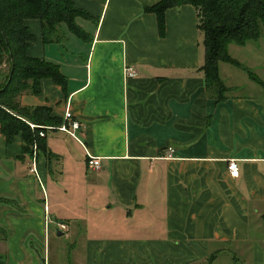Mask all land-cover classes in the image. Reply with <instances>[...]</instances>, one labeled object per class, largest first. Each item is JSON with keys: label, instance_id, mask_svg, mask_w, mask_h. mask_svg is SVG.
<instances>
[{"label": "crops", "instance_id": "crops-1", "mask_svg": "<svg viewBox=\"0 0 264 264\" xmlns=\"http://www.w3.org/2000/svg\"><path fill=\"white\" fill-rule=\"evenodd\" d=\"M71 1L76 31L61 24L58 41L24 21L25 54L63 85L41 78L18 102L46 107L51 127L69 112L76 138L44 129L38 182L19 133H0V264H264V85L219 61L214 99L191 5L166 8L159 28L144 10L159 0ZM227 51L264 84L261 39Z\"/></svg>", "mask_w": 264, "mask_h": 264}, {"label": "trees", "instance_id": "trees-1", "mask_svg": "<svg viewBox=\"0 0 264 264\" xmlns=\"http://www.w3.org/2000/svg\"><path fill=\"white\" fill-rule=\"evenodd\" d=\"M182 4L196 9L203 49V62L198 69L202 71L205 89L216 101L224 99L227 90L218 75L219 61L236 66L246 72L250 80L264 85L227 51L229 44L242 46L259 39L264 43V0H159L144 10L155 14L161 28L163 11ZM79 13L71 0H0V133L5 144L19 133L22 153L30 157L32 144L36 145V151L41 149L46 158L50 157L38 131L59 122L49 117L46 107L22 106L18 97L22 93L37 94L41 78H49L59 85H63V79L56 65L25 54L34 36L28 32L24 21L38 20L42 41L54 42L61 37V24L76 31L73 19ZM29 123L34 127L30 128Z\"/></svg>", "mask_w": 264, "mask_h": 264}, {"label": "built area", "instance_id": "built-area-1", "mask_svg": "<svg viewBox=\"0 0 264 264\" xmlns=\"http://www.w3.org/2000/svg\"><path fill=\"white\" fill-rule=\"evenodd\" d=\"M124 74L126 76H133L134 72L130 68H124ZM78 126H79V123L77 121L71 119L70 113L65 111L64 116H63V121L59 125H57L55 127L49 126V127H45V128H47V129L48 128H55L59 131H62L64 133L68 134L69 136H71L73 138H76L74 131L78 128ZM29 127L33 128L34 125L29 123ZM43 135H44V132L42 130L38 131L39 137H42ZM35 150H36V145L32 144V158H31L32 160H31L30 171L34 174L36 180L39 182V177L37 175L36 166H35V157H34ZM167 150L169 151L170 148L167 147ZM86 156H87V159H86L87 166L90 167L91 169H94V170L97 169L98 165H99L98 158L91 156L89 154H87ZM227 169H228V173L231 177L237 176L238 170H237L236 162L234 160L228 161ZM59 228L63 231H66L67 226L63 223H60Z\"/></svg>", "mask_w": 264, "mask_h": 264}, {"label": "water", "instance_id": "water-1", "mask_svg": "<svg viewBox=\"0 0 264 264\" xmlns=\"http://www.w3.org/2000/svg\"><path fill=\"white\" fill-rule=\"evenodd\" d=\"M62 233L56 229V235H61Z\"/></svg>", "mask_w": 264, "mask_h": 264}, {"label": "rangeland", "instance_id": "rangeland-1", "mask_svg": "<svg viewBox=\"0 0 264 264\" xmlns=\"http://www.w3.org/2000/svg\"><path fill=\"white\" fill-rule=\"evenodd\" d=\"M241 52H243L244 50H240ZM233 54V53H232ZM6 67L4 66L3 69H5Z\"/></svg>", "mask_w": 264, "mask_h": 264}]
</instances>
